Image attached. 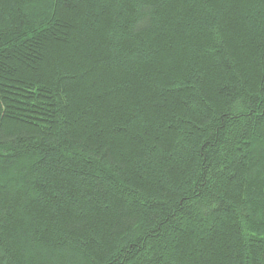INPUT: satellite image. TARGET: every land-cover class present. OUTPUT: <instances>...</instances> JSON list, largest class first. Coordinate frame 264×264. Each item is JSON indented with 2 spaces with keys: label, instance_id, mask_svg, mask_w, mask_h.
<instances>
[{
  "label": "trees",
  "instance_id": "obj_1",
  "mask_svg": "<svg viewBox=\"0 0 264 264\" xmlns=\"http://www.w3.org/2000/svg\"><path fill=\"white\" fill-rule=\"evenodd\" d=\"M0 264H264V0H0Z\"/></svg>",
  "mask_w": 264,
  "mask_h": 264
}]
</instances>
